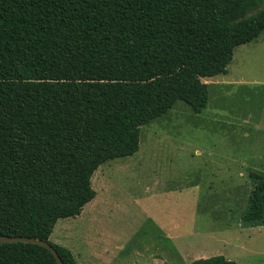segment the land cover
Masks as SVG:
<instances>
[{"label":"trees","instance_id":"obj_1","mask_svg":"<svg viewBox=\"0 0 264 264\" xmlns=\"http://www.w3.org/2000/svg\"><path fill=\"white\" fill-rule=\"evenodd\" d=\"M264 30V0H0V235L48 242L96 192L102 163L139 149L140 127L178 100L207 105L202 78ZM241 219L264 217V176ZM0 264H57L0 242ZM190 264H236L223 255Z\"/></svg>","mask_w":264,"mask_h":264},{"label":"rangeland","instance_id":"obj_2","mask_svg":"<svg viewBox=\"0 0 264 264\" xmlns=\"http://www.w3.org/2000/svg\"><path fill=\"white\" fill-rule=\"evenodd\" d=\"M227 68L203 79L201 112L176 101L140 127L135 154L99 165L96 196L82 210L93 215L59 219L50 241L60 236L79 262L91 251L107 252L105 264H148L162 246L173 264L198 252L264 264V217L241 219L254 186L249 173L264 176V30L234 49Z\"/></svg>","mask_w":264,"mask_h":264},{"label":"crops","instance_id":"obj_3","mask_svg":"<svg viewBox=\"0 0 264 264\" xmlns=\"http://www.w3.org/2000/svg\"><path fill=\"white\" fill-rule=\"evenodd\" d=\"M204 78H202V80H203ZM135 154V153H134ZM96 196V195H95ZM94 199V198H93ZM92 199V200H93ZM90 202V201H89ZM88 202V203H89ZM83 210V209H82ZM82 212V211H81ZM84 212H85V217H86V219H87V217L89 216V214H90V218H91V215H93V213H92V211L90 210V211H83L82 212V215L80 216V217H83V218H85L84 217ZM92 213V214H91ZM81 214V213H80ZM79 214V215H80ZM79 215H77L76 217H78ZM76 217H74V218H76ZM80 217H78L76 220H78V219H80ZM68 218H72V217H68ZM82 218V219H83ZM62 219V218H61ZM59 220V219H58ZM57 220V221H58ZM89 221V220H88ZM57 223V222H56ZM56 223H55V225H56ZM55 227V226H54ZM54 229V228H53ZM53 232V231H52ZM91 235H93V234H90L89 235V233H88V237L90 238V236ZM50 237H51V234H50ZM50 237H49V239H50ZM89 238H87V240H90ZM172 237H171V235L170 234H167L166 235V237L165 238H163V239H165V240H170ZM54 243H57V244H60V245H62V246H64V247H66V248H68V246H67V244L64 242V240H62V238H60V236H54V241H53ZM90 243H92L91 242V240L89 241ZM118 243H121L122 245H119L118 247L123 251V252H126V250H127V245H126V243H123L122 241H119ZM163 247L161 246V247H159V248H154V249H152L151 250V255H150V257H149V263L148 264H173V263H170V262H168V260L166 259V258H164L163 256H162V254L160 253V249H162ZM69 249V248H68ZM132 249V248H131ZM134 250H135V248H134ZM133 250V251H134ZM137 250V249H136ZM104 253H107V252H100V253H95V252H91V251H89V253H87V254H84L83 255V261L82 262H79V261H77V259L75 258V260H76V262H77V264H105L104 262H102L101 261V254H104ZM194 255H196V257H194V259L193 260H195V259H198V258H205V257H209V255H207V254H203V253H201L200 254V252H198V253H194ZM74 256V255H73ZM193 260H191L190 259V262H192ZM124 264H138V262L136 261V260H134V261H132V260H130L128 263L126 262V263H124ZM184 264H190V263H184Z\"/></svg>","mask_w":264,"mask_h":264},{"label":"water","instance_id":"obj_4","mask_svg":"<svg viewBox=\"0 0 264 264\" xmlns=\"http://www.w3.org/2000/svg\"><path fill=\"white\" fill-rule=\"evenodd\" d=\"M24 242V243H35L38 244L47 250L53 255L54 259L56 260L57 264H63V261L59 254L57 253L56 249L52 247L48 242L43 241L41 239L33 238V237H14L8 235H0V242L3 243H12V242Z\"/></svg>","mask_w":264,"mask_h":264}]
</instances>
